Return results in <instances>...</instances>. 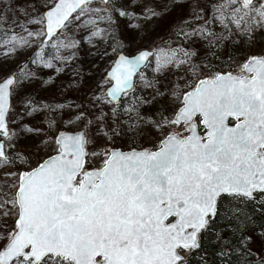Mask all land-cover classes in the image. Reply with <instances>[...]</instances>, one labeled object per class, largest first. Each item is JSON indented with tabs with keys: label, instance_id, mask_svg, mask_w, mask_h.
Returning <instances> with one entry per match:
<instances>
[{
	"label": "snow or ice",
	"instance_id": "snow-or-ice-1",
	"mask_svg": "<svg viewBox=\"0 0 264 264\" xmlns=\"http://www.w3.org/2000/svg\"><path fill=\"white\" fill-rule=\"evenodd\" d=\"M125 3L131 6V0H44L45 11L37 9L38 18L27 21L41 30H24L28 37L51 40L80 20L90 30L88 40H106L107 29L99 25L113 23V13L131 16ZM27 4L33 0H15L25 16ZM215 19L225 33L235 29L251 42L264 33V0H219ZM193 35L222 38L207 29ZM8 43L28 40L13 33ZM149 55L119 57L108 74L115 82L108 91L111 100L133 89V76ZM195 55L161 54V67L187 65L184 71L191 76L190 90L180 85V91L173 90L179 103L171 116L139 117L163 133L155 150L89 151L92 141L85 132H61L52 142L54 154L35 166L24 154L8 155L12 146L2 138L11 139L7 99L16 78L0 80V264H183L181 252L199 247L197 237L217 215L218 198H264V55L247 57L235 74L206 65L210 71L203 78L200 65L192 62ZM129 127L144 130L139 124ZM93 157H100V166L88 168Z\"/></svg>",
	"mask_w": 264,
	"mask_h": 264
},
{
	"label": "rangeland",
	"instance_id": "rangeland-1",
	"mask_svg": "<svg viewBox=\"0 0 264 264\" xmlns=\"http://www.w3.org/2000/svg\"><path fill=\"white\" fill-rule=\"evenodd\" d=\"M189 1L131 0V6L125 3L124 9L132 15L117 19L113 13L114 22L111 23L118 24L121 29H124L123 52L131 53L138 48L150 47L157 39L159 31L173 25L185 13ZM51 2L52 0H49V3ZM33 5V7L44 8V0H35ZM152 10L156 15H151ZM23 12L22 8V14ZM31 16L32 14L24 15V19H18V23L21 21L29 31L37 32V24L27 23ZM12 19L9 14L10 36L16 33L17 21L14 19L12 22ZM81 23L80 20L73 21L63 30L62 34L58 33L51 39L50 47L53 52L49 57L36 58L33 65L23 67L19 73H16V83L10 91V104L6 114L11 139L4 138V143L12 146L8 148L10 157L15 158L18 154H24L30 164L35 165L54 151L52 142L57 131L61 129L72 130L81 127L88 139L92 141L88 145L89 151L93 149L103 151L105 147L153 149L163 137L160 130L141 123L139 117H143L144 120H159L161 112H165L168 116L173 114L175 105L179 102L173 98L172 92L174 89L180 91V88L176 86H182L191 75L184 71L187 65L179 70L174 66L161 67V58L153 57L149 67L150 72H140L135 75L133 88L138 87V95L124 108L123 115L118 117L119 133L112 136L100 122L104 113L111 118V112H109L111 103L101 94L108 82L103 77V73L111 60V54L108 51L109 43L102 47L100 38L94 37L88 40L90 30ZM109 26L108 23L99 25L104 29H108ZM77 29L80 31L74 37ZM235 34L230 47V55L225 57L224 65L230 66L225 70L239 73L238 66L246 57L264 55V33L257 32L251 42L246 36L239 35L236 31ZM21 38L28 40V43L16 46L9 43L0 60V77L24 59L33 47L42 45L40 37H28L25 30ZM190 38L189 36L188 39ZM207 41L209 40L199 38L189 52L196 53L199 48L205 51L208 46ZM70 42H78V44L71 48L61 46ZM173 50H176L180 57H183V52L186 51L181 46ZM183 58L187 59V57ZM192 62L200 65V78L210 71L206 67L208 64L203 63L197 53L192 57ZM49 64L51 67L46 66ZM129 109L133 111H128ZM78 116L81 119H77ZM89 121L91 123H88ZM130 124H139L144 129L143 132H139V129L131 130ZM17 163L23 170H26L22 163L19 161ZM99 166L100 157H93L87 165L88 168ZM11 170L13 169H5V171ZM182 253L185 256L187 251Z\"/></svg>",
	"mask_w": 264,
	"mask_h": 264
},
{
	"label": "trees",
	"instance_id": "trees-1",
	"mask_svg": "<svg viewBox=\"0 0 264 264\" xmlns=\"http://www.w3.org/2000/svg\"><path fill=\"white\" fill-rule=\"evenodd\" d=\"M18 2L24 3V0H18ZM218 2L219 0H190L185 13L179 20L159 31L157 39L148 47L152 51V55L138 74L140 72H150L149 67L155 56L161 58V54L170 53L178 46L190 51L194 47L193 45H196L195 42L198 41L193 34L201 33L205 29L214 33L215 37L222 38L214 39L213 36H209L208 40L212 42L207 41L206 50L202 51L201 48L196 50L198 58L203 63L210 65L212 71L230 68L229 65H224V59L230 55L232 39L236 34L235 29L232 32L225 33L222 25L216 21ZM33 4L25 6L28 9V13L32 14L31 18H38L37 9L41 13L43 8L41 6L33 7ZM0 14L5 16V20L0 22L1 60L9 45L8 40L11 37L8 29V15L10 14L13 18L12 22H14V19L17 21L15 28L17 40L23 36L25 27L21 21L18 23V19H24V15L22 14V8L15 6V0H7L6 4H0ZM123 18L117 16V19ZM81 24L83 25V23ZM40 28L41 26L37 24L38 31H40ZM79 31L80 29L76 30L74 37ZM123 31L124 29H121L118 24H110L107 29V39L100 38V46L104 47L109 43L110 58L116 52L124 49ZM189 36L191 37L190 39H188ZM50 42L51 40L40 47H33L25 58L19 61L12 69L19 73L21 68L33 65L34 59L49 57L53 52ZM68 58L70 57L68 56ZM190 76L182 84L183 90L188 89L187 80ZM138 92V87L135 86L127 95L122 94L116 102H110L109 112H111V118H108L104 113L100 121L108 129L110 135H118L117 119L123 115L124 108L136 99ZM101 94L105 97L103 91ZM114 128H116V131H114ZM217 209V215L209 218L207 226L199 233V247L187 251L183 257V264H264V198L247 200L225 195L218 198Z\"/></svg>",
	"mask_w": 264,
	"mask_h": 264
},
{
	"label": "water",
	"instance_id": "water-1",
	"mask_svg": "<svg viewBox=\"0 0 264 264\" xmlns=\"http://www.w3.org/2000/svg\"><path fill=\"white\" fill-rule=\"evenodd\" d=\"M45 11V7L41 10V13H43ZM48 41H50L49 39H47V37H44V36H41L40 37V42L42 43V44H44V43H46V42H48ZM141 52H148V53H150V55H149V57L141 64V66L137 69V72H136V74L140 71V69L145 65V63L149 60V58L151 57V55H152V51L150 50V49H148V48H144V47H142V48H138L137 50H135V51H133V52H131V53H125V52H123V51H118V52H116L114 55H113V57L111 58V61L109 62V64H108V66L106 67V69L104 70V73H103V77L108 81L107 82V84L103 87V94H104V96L106 97V99H108L110 102H116L118 99H116V100H111V98L108 96V91L114 86V81H111L110 80V78H109V76H108V74H109V72H111V70H112V68L115 66V64L118 62V59H119V57L121 56V55H123V56H125L126 58H128V59H134V58H136ZM249 56H252V55H249ZM248 56V57H249ZM247 58V57H246ZM245 58V59H246ZM244 59V60H245ZM243 60V61H244ZM230 70H224V71H219V72H229ZM231 72H233V71H231ZM234 74L236 73V72H233ZM15 74H16V72H15V70L14 69H11L10 71H8L7 73H5L3 76H1L0 77V80H2L3 78H5V77H8V76H14L15 77ZM135 74V75H136ZM135 75L133 76V82H134V78H135ZM187 90H190V89H187ZM187 90H185V91H187ZM10 91H11V87H10V89H9V96H8V99H7V111H8V108H9V104H10ZM122 95V94H121ZM6 114H7V112H6ZM6 124H7V120H6ZM7 129H8V131H9V128H8V125H7ZM198 130H200V129H198ZM61 132H63L65 135H75V134H78V133H80V132H84V130L80 127V128H76V129H72V130H67V129H61V130H58L57 131V133L55 134V136H54V139H55V137H57ZM185 134H187V133H185ZM201 134H203V130L201 131ZM163 138V137H162ZM161 138V139H162ZM3 139V142H4V138H2ZM160 141V140H159ZM111 148H116V149H119V150H122V151H124V152H129V151H131L132 149H136L137 151H139V150H142V149H145V148H134V147H131V148H127V149H121V148H119V147H111ZM153 150H155V148H153ZM54 154V151L52 152V153H50V154H48V155H46L45 157H43L41 160H43V159H46L49 155H53ZM40 160V161H41ZM36 165V164H35ZM35 165H33V166H35ZM209 218H211V217H209ZM208 218V219H209ZM199 236V235H198ZM197 239H198V237H197ZM181 255L184 257V255H183V253L181 252Z\"/></svg>",
	"mask_w": 264,
	"mask_h": 264
},
{
	"label": "flooded vegetation",
	"instance_id": "flooded-vegetation-1",
	"mask_svg": "<svg viewBox=\"0 0 264 264\" xmlns=\"http://www.w3.org/2000/svg\"><path fill=\"white\" fill-rule=\"evenodd\" d=\"M200 130H203V129L201 128ZM200 130H199V131H200ZM200 132H201V131H200Z\"/></svg>",
	"mask_w": 264,
	"mask_h": 264
}]
</instances>
